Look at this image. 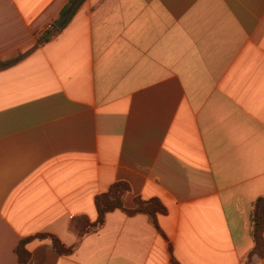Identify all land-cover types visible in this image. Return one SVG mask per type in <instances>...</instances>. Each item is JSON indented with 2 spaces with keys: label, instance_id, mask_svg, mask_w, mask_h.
<instances>
[{
  "label": "crops",
  "instance_id": "1",
  "mask_svg": "<svg viewBox=\"0 0 264 264\" xmlns=\"http://www.w3.org/2000/svg\"><path fill=\"white\" fill-rule=\"evenodd\" d=\"M69 2L0 0V264H264V0H83L34 48Z\"/></svg>",
  "mask_w": 264,
  "mask_h": 264
},
{
  "label": "trees",
  "instance_id": "2",
  "mask_svg": "<svg viewBox=\"0 0 264 264\" xmlns=\"http://www.w3.org/2000/svg\"><path fill=\"white\" fill-rule=\"evenodd\" d=\"M83 0H70L69 4L63 10L62 15L70 13L67 22L63 27L57 28L54 24L50 26L47 30L42 32V34L38 37L37 42L34 48L40 47L54 39L57 35H59L64 27L67 25L73 14L76 12L80 4ZM73 7V8H72ZM22 56H19L16 59L11 60L5 66H11L17 61H19ZM129 187L127 184L122 182H117L113 184L108 191L98 195L95 199V205L98 211V218L93 223H85L82 222L78 226V236L79 239H82L86 234L90 232H95L100 229L105 221V216L108 212L113 211L115 209H123V199L125 195L128 193ZM126 211V210H125ZM166 211L165 207L159 203L158 201H149L144 202L141 200L136 201V209L128 211V213H147L154 219L156 213H164ZM251 235L254 241V247L251 253L249 254V261H251L252 257L264 256V240H263V232H264V197L258 199L254 204V208L252 210L251 218ZM34 239H49L52 241L56 251L60 254H67L72 251L73 248H65L60 241L51 235H36L33 237H28L22 239L16 247V255H17V264H28L30 261V252L27 250V244Z\"/></svg>",
  "mask_w": 264,
  "mask_h": 264
},
{
  "label": "water",
  "instance_id": "3",
  "mask_svg": "<svg viewBox=\"0 0 264 264\" xmlns=\"http://www.w3.org/2000/svg\"><path fill=\"white\" fill-rule=\"evenodd\" d=\"M68 17H69V14H64L62 15L58 20H56L54 22V25L57 27V28H61L64 26V24L67 22L68 20Z\"/></svg>",
  "mask_w": 264,
  "mask_h": 264
}]
</instances>
